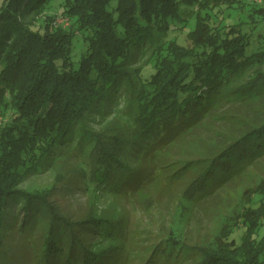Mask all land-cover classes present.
Masks as SVG:
<instances>
[{
    "label": "trees",
    "instance_id": "16d2710c",
    "mask_svg": "<svg viewBox=\"0 0 264 264\" xmlns=\"http://www.w3.org/2000/svg\"><path fill=\"white\" fill-rule=\"evenodd\" d=\"M246 4L0 0V253L22 200L19 232L37 220L46 226L40 264H128L132 246L115 211L74 220L59 212L52 189L20 186L67 155L82 157L93 200L135 194L168 168L166 182L189 179L194 202L264 156V41L253 40L258 23L264 31V0L252 2L250 20ZM56 10L71 27L52 25ZM226 99L250 109L230 115L235 127L223 140L202 130ZM182 143L199 154L169 169ZM250 191L239 222L214 245L171 236L146 246L139 264H264V177Z\"/></svg>",
    "mask_w": 264,
    "mask_h": 264
},
{
    "label": "rangeland",
    "instance_id": "374dc122",
    "mask_svg": "<svg viewBox=\"0 0 264 264\" xmlns=\"http://www.w3.org/2000/svg\"><path fill=\"white\" fill-rule=\"evenodd\" d=\"M246 1L242 19L250 20L247 15L250 12L251 4L258 0ZM57 12L52 25L54 27H71L72 18L59 10ZM262 28V24L258 23L254 31L257 39L253 38V40L255 39L258 45L264 41ZM245 29L249 30V27L245 26ZM184 35L185 33L182 32L181 38ZM258 38H261L260 41ZM223 105L222 109L217 111L214 119L204 126L202 132L207 131L211 136H218L221 132V135H224L222 137L224 140L230 136L229 133L235 127L230 115L237 112L247 113L250 108L237 100H227ZM1 120L2 117H0V123ZM100 122L104 121L100 119L93 124L100 126ZM121 123L120 119L112 123L111 128L106 131L107 134H113L115 128L121 126ZM192 144L193 146L191 143L187 146L182 143V145L173 148L178 160L169 169H174L183 159L199 154L198 148H196V153L194 152V143ZM202 144L196 142L198 146L202 147ZM67 157L68 159L60 162L56 168L50 166L33 173L20 186L28 189H52L50 199L57 206L59 212L74 220L84 218L94 210L98 213L102 210L115 211L116 216L123 219L122 226L132 246L129 250L128 264H139V261L142 260L140 256L143 257L146 254V246L171 236L180 238L188 244L214 245L217 236L239 222V213L250 202V190L255 188L264 177V156H262L256 163L246 168L239 177L227 183L220 192L194 202L185 195L189 179L184 178L168 184L165 178L171 172H168L167 168L162 175L152 176L145 183L146 185L135 194L125 192L116 196L100 194L99 198L93 200L89 192L84 189L86 179L78 167L82 157L69 155ZM165 175L166 177H164ZM10 211H14L18 215L15 218L14 228L6 235L0 253V264H40L39 259L42 257L44 240L43 232L46 227L44 222L37 220L33 227L31 224L28 225V228L32 227L30 232L26 231L25 234H22L18 230L24 218L22 200H19ZM27 234L29 238L26 237ZM175 251L177 252L178 248Z\"/></svg>",
    "mask_w": 264,
    "mask_h": 264
},
{
    "label": "built area",
    "instance_id": "2783aa9c",
    "mask_svg": "<svg viewBox=\"0 0 264 264\" xmlns=\"http://www.w3.org/2000/svg\"><path fill=\"white\" fill-rule=\"evenodd\" d=\"M259 2H262L263 0H258Z\"/></svg>",
    "mask_w": 264,
    "mask_h": 264
}]
</instances>
